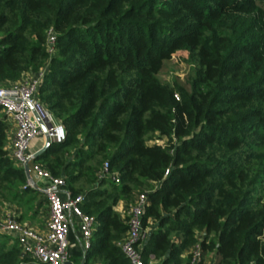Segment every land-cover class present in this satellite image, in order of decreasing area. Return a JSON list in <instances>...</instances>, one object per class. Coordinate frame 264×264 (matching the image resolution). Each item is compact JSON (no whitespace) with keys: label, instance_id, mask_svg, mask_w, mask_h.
Instances as JSON below:
<instances>
[{"label":"trees","instance_id":"trees-1","mask_svg":"<svg viewBox=\"0 0 264 264\" xmlns=\"http://www.w3.org/2000/svg\"><path fill=\"white\" fill-rule=\"evenodd\" d=\"M180 51L196 71L163 80ZM42 68L66 137L34 161L86 196L89 255L131 264L113 205L144 192L145 264H187L199 233L213 264H264V0H0V87ZM10 126L0 106V206L33 199ZM106 161L120 182L99 179ZM11 240L0 264L36 263Z\"/></svg>","mask_w":264,"mask_h":264},{"label":"built area","instance_id":"built-area-1","mask_svg":"<svg viewBox=\"0 0 264 264\" xmlns=\"http://www.w3.org/2000/svg\"><path fill=\"white\" fill-rule=\"evenodd\" d=\"M56 42V34L53 28H50L47 46L51 54L56 51ZM44 75L45 69L42 68L0 87V106L16 125L11 155L23 168L36 152L31 150L32 141L45 135L38 118L46 126L52 141L60 142L66 137L63 125L58 123L37 98V90ZM176 95L178 97V94ZM33 115L38 124L34 121ZM29 169L33 181L37 179L43 183L42 190L48 205L46 230L40 232L14 217L6 216L0 217V232L17 234L23 252L37 264H65L70 258L71 227L77 224L81 247L86 251L91 246L92 236L98 223L97 218L83 210L82 204L86 199L84 194L64 195L66 182L63 177L53 175L47 167L35 161L29 163ZM98 177L100 180L110 177L115 182H120L119 174L111 170L108 161L103 164ZM27 185L33 186L34 182L28 180ZM147 201L146 193H138L127 209L128 230L120 247L131 264H145L142 248L149 233L144 223ZM202 236L203 233H199V240L190 248L187 264H207Z\"/></svg>","mask_w":264,"mask_h":264},{"label":"crops","instance_id":"crops-1","mask_svg":"<svg viewBox=\"0 0 264 264\" xmlns=\"http://www.w3.org/2000/svg\"><path fill=\"white\" fill-rule=\"evenodd\" d=\"M32 117L34 121L37 123L36 117L34 115ZM9 121L11 126H10V131L8 133V138H9L8 149L12 153V139L14 136L16 125L11 118H9ZM45 142H46L45 135L39 136L38 138L33 140L31 143L32 152L42 148L45 145ZM31 187L34 189V191L29 194L33 198L31 201H29L26 205H24L21 202H8L5 205L0 206V217L1 218L6 216L14 217L19 221H21L22 223L28 225L29 227H32L40 232H44L46 230V221L48 218V205L46 203L44 193L42 190L43 183L35 179L34 185ZM63 192L65 196L72 195L71 192L67 189V187H64ZM134 198H136V196ZM131 203H132L131 201L119 199L113 205V210L121 215L122 220L126 224L128 219L127 209ZM99 228H100V223L98 222L94 232L97 233ZM9 235L12 237L11 240L12 243L13 242L18 243L17 234L9 233ZM125 236L126 234L124 235V237ZM177 240H179V238H177ZM120 243L121 242H119V245ZM88 253H89L88 249L85 251L81 247L79 231L77 224L75 223L71 227V232H70V258L69 261H67L65 264H102L103 257L101 255H97V254L89 255ZM189 255H190V248L185 251L184 256L187 259H189ZM206 258H207V264H213L214 261L213 254H211V256L206 255ZM150 264H160V262L159 260H151Z\"/></svg>","mask_w":264,"mask_h":264},{"label":"rangeland","instance_id":"rangeland-1","mask_svg":"<svg viewBox=\"0 0 264 264\" xmlns=\"http://www.w3.org/2000/svg\"><path fill=\"white\" fill-rule=\"evenodd\" d=\"M195 71L196 65L191 60L189 53L187 51H180L176 56L166 61L161 72V78L172 82L179 75L180 80L183 81L189 73H194ZM208 255L211 256V254Z\"/></svg>","mask_w":264,"mask_h":264},{"label":"water","instance_id":"water-1","mask_svg":"<svg viewBox=\"0 0 264 264\" xmlns=\"http://www.w3.org/2000/svg\"><path fill=\"white\" fill-rule=\"evenodd\" d=\"M38 122L41 124V126L43 127L44 129V132H45V137H46V142H45V145L40 148L39 150H37L34 154V156L25 164V172H26V175H27V179L34 182L33 181V178H32V175H31V172H30V169H29V163L31 161H34L40 154H42L49 146L50 144L52 143V140H51V137H50V134L46 128V126L43 124V122L38 118Z\"/></svg>","mask_w":264,"mask_h":264}]
</instances>
